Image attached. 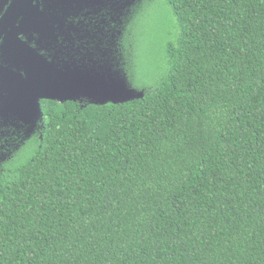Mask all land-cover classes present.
<instances>
[{"label":"trees","instance_id":"1","mask_svg":"<svg viewBox=\"0 0 264 264\" xmlns=\"http://www.w3.org/2000/svg\"><path fill=\"white\" fill-rule=\"evenodd\" d=\"M160 3L159 65L130 42L156 2L106 12L127 19L103 64L137 96L43 101L0 168V264H264V0Z\"/></svg>","mask_w":264,"mask_h":264},{"label":"flooded vegetation","instance_id":"2","mask_svg":"<svg viewBox=\"0 0 264 264\" xmlns=\"http://www.w3.org/2000/svg\"><path fill=\"white\" fill-rule=\"evenodd\" d=\"M115 1L117 0H88L64 9L56 0H32L26 12H29L35 25L24 26V8L21 5L12 7L14 0H0V82L6 79L5 68L9 66L12 71L11 79L19 76L18 83L24 84L27 60L32 65L44 60L56 66L103 65L108 52H118L121 49L123 21L127 19L106 17L109 3L113 5ZM8 10L13 16L6 18ZM39 26L43 27V32L39 30ZM8 43L12 51L10 58L7 51H4ZM28 47L35 52H31ZM3 93L0 89L2 169L28 154L34 143L31 136L40 129V120L43 119L42 113L27 123V116L19 115L12 105L7 110L2 102ZM45 100L51 99L42 98L41 105Z\"/></svg>","mask_w":264,"mask_h":264},{"label":"water","instance_id":"3","mask_svg":"<svg viewBox=\"0 0 264 264\" xmlns=\"http://www.w3.org/2000/svg\"><path fill=\"white\" fill-rule=\"evenodd\" d=\"M58 4H62L63 8L79 5L88 0H56ZM32 0H14L12 7L21 5L24 8V26L35 25L29 12H26L31 6ZM57 3H54L56 5ZM13 14L8 10L7 17ZM40 31L43 32V27ZM11 38H9V41ZM26 44V42H23ZM6 44L8 58L11 57L12 51ZM27 45V44H26ZM28 46V45H27ZM31 52H35L33 48L28 47ZM28 50V51H29ZM27 77L23 79L24 84H19L20 77L11 79V69L7 70L6 79L0 82V89L4 91L2 102L5 103L7 110L9 105L20 113L19 115L27 116L26 122L29 123L43 113L41 99H52L60 102L76 101L78 99H89L98 104L113 102L123 103L137 96L134 87L126 84L125 80L120 79L111 68V65H87L74 64L72 66L47 62L32 65L27 60ZM11 71V72H10ZM17 86H20L17 88ZM143 95V92H138Z\"/></svg>","mask_w":264,"mask_h":264},{"label":"rangeland","instance_id":"4","mask_svg":"<svg viewBox=\"0 0 264 264\" xmlns=\"http://www.w3.org/2000/svg\"><path fill=\"white\" fill-rule=\"evenodd\" d=\"M148 2L149 0H145L146 4ZM154 2H156L157 4V6L154 7V10L156 11V16L147 19L146 23L142 24L141 27H139V20H142L144 17H136L131 27L133 36L132 38H130V42L132 41V43H136V45H138L139 38L141 35H143L142 32L146 31V40L148 43L151 44V47L149 49L150 55L153 59V62L156 65H159L163 61V50L165 40L168 37L170 30L172 29L173 23L168 11L163 7V5H161L160 0H154ZM140 30H142L141 33ZM132 62L133 64H137L138 59H134L132 60ZM10 165L12 164L10 163Z\"/></svg>","mask_w":264,"mask_h":264}]
</instances>
